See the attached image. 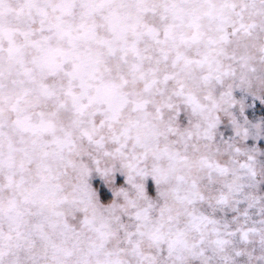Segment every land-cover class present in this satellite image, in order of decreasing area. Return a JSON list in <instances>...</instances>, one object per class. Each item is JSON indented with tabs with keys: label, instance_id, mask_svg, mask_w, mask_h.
Masks as SVG:
<instances>
[{
	"label": "clouds",
	"instance_id": "9594fccd",
	"mask_svg": "<svg viewBox=\"0 0 264 264\" xmlns=\"http://www.w3.org/2000/svg\"><path fill=\"white\" fill-rule=\"evenodd\" d=\"M177 2L198 17V26L177 27L198 37L178 49L189 62H174L173 50L157 63L147 38L144 67L156 69L147 78L123 61L117 71L108 58L113 71L104 77L126 94H113L112 107L90 100V80L77 111L61 73L50 78L57 96L22 101L34 122L41 112L52 121L33 133L18 129L17 113L0 100V151L7 156L13 141L42 153L31 162L13 154L23 163L18 187L0 168V264H264V0ZM21 3L0 0V22L38 29L18 12ZM152 21L163 22L158 14ZM80 49L87 56L88 42ZM4 83V96L20 95L11 79ZM13 197L20 225L8 213ZM17 231L28 237L19 246Z\"/></svg>",
	"mask_w": 264,
	"mask_h": 264
},
{
	"label": "snow or ice",
	"instance_id": "6c2138e0",
	"mask_svg": "<svg viewBox=\"0 0 264 264\" xmlns=\"http://www.w3.org/2000/svg\"><path fill=\"white\" fill-rule=\"evenodd\" d=\"M18 12L37 23L38 29L30 25L20 29L0 22V42H7L6 48H0V100L6 101L8 108L17 113L14 125L33 133L48 130L53 126L52 121L41 112L40 120L34 122L22 101L34 92L38 97L57 96L58 86L55 80H50L51 77L62 73L67 79L68 86L64 91L72 97L77 111L81 108V98L88 95V89L92 87L90 80L97 81L95 95L90 100L107 102L112 107L113 94L121 97L126 94L118 91L120 86L115 79H105L104 71H113L106 63L108 58H116L117 71L123 61L128 63V69L133 74L147 78L148 72H155L156 69H145V60L152 58V54L141 47V41L145 38L152 41L159 53L155 57L157 63L169 59L172 51L176 50L174 62L183 58L186 64L189 61L178 50L180 44L198 38L195 34L189 37L177 31L178 23L188 22L198 26V17L177 0H22ZM156 14L163 21L159 25L152 21ZM17 32L23 33V41H18ZM221 39H227V35ZM82 41L89 44L87 56L81 54ZM27 48L34 49L36 54L28 57L25 53ZM129 57L134 59L129 62ZM6 79H11L20 91L15 99L3 95ZM74 81H79L82 91L74 90ZM155 82L153 77L148 87ZM6 123L0 117V135H4ZM36 143L33 141V144ZM45 143H40L41 149ZM16 151H23L29 162L42 154L28 145L18 148L15 142L9 141L7 156L0 151V168L6 166L9 169L8 187H18L25 179L22 175L17 178V172L23 170V163L17 165L13 157ZM44 186L38 185L37 188ZM8 213L14 223H23L24 213L14 197L9 200ZM41 227L38 224L34 229ZM15 239L19 246L20 241L28 237L17 231Z\"/></svg>",
	"mask_w": 264,
	"mask_h": 264
}]
</instances>
